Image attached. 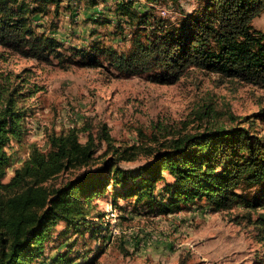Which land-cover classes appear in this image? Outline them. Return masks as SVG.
<instances>
[{
    "label": "trees",
    "instance_id": "obj_1",
    "mask_svg": "<svg viewBox=\"0 0 264 264\" xmlns=\"http://www.w3.org/2000/svg\"><path fill=\"white\" fill-rule=\"evenodd\" d=\"M65 1L71 0H0V48L40 63L56 60L64 68H107L120 78L144 76L163 85L197 69L264 90V32L252 27L253 19L264 12V0H200L197 9L175 23L154 17L147 9L140 11L136 0H113L112 13L124 22L121 26L136 27L130 49L117 53L94 46L91 51L73 49L70 55L56 38L37 33L33 25L35 16L58 17ZM151 2L157 0H147ZM26 83L20 73L0 66V264L70 263L59 254L46 257L54 229L60 222L73 230L89 227L90 202L108 185L113 201L132 198L135 208L156 215L174 214L202 201L213 212L236 205L260 209L252 224L264 245V134L251 130V125L209 126L178 133L156 149L138 147L148 160L132 170L119 162L134 160L136 147H113L105 125L98 137L115 156L89 169L96 138L88 133L82 143L78 132L70 129L49 134L46 151L29 145L27 159L4 182L6 148L23 142L26 101L37 91ZM254 116L264 120V109ZM69 172L71 177L55 182Z\"/></svg>",
    "mask_w": 264,
    "mask_h": 264
},
{
    "label": "rangeland",
    "instance_id": "obj_2",
    "mask_svg": "<svg viewBox=\"0 0 264 264\" xmlns=\"http://www.w3.org/2000/svg\"><path fill=\"white\" fill-rule=\"evenodd\" d=\"M199 1L135 3L140 11L147 9L154 17L175 23L197 9ZM67 3L62 4L58 17L35 16L36 32L56 38L67 55L73 49L91 51L94 46L109 47L117 53L130 49L136 27L121 26L124 22L112 13L113 0ZM96 6L101 10L88 11ZM252 27L264 32V12L253 19ZM0 66L20 73L27 79V87L37 89L26 101L29 112L24 120L27 134L23 142H11L6 148L9 165L4 182L27 159L29 145L46 151L49 134L70 129L78 132L82 143L88 133L96 138L97 149L89 169L115 156L114 149L98 137L102 125L113 147H136L134 160L119 162L130 170L148 160L138 147L156 149L178 133L242 124L264 134V120L254 116L264 109V90L197 69L189 70L174 84L163 85L144 76L120 78L107 68H64L56 60L40 63L1 48ZM72 174H62L55 182ZM166 181H171L168 175ZM113 195L108 185L104 193L93 198L89 227L73 230L60 222L46 246V257L62 255L71 261L65 264H264V245L252 224L260 209L244 210L236 205L230 211L213 212L202 201L174 214L156 215L135 208L132 198L116 197L113 201ZM92 229H96L93 235Z\"/></svg>",
    "mask_w": 264,
    "mask_h": 264
},
{
    "label": "crops",
    "instance_id": "obj_3",
    "mask_svg": "<svg viewBox=\"0 0 264 264\" xmlns=\"http://www.w3.org/2000/svg\"><path fill=\"white\" fill-rule=\"evenodd\" d=\"M95 10H98V11H100L101 9L100 8H98L97 6L96 7H93V8H91V9H89L88 11L89 12H94Z\"/></svg>",
    "mask_w": 264,
    "mask_h": 264
},
{
    "label": "built area",
    "instance_id": "obj_4",
    "mask_svg": "<svg viewBox=\"0 0 264 264\" xmlns=\"http://www.w3.org/2000/svg\"><path fill=\"white\" fill-rule=\"evenodd\" d=\"M120 0H116V2H119ZM163 14V13H162Z\"/></svg>",
    "mask_w": 264,
    "mask_h": 264
}]
</instances>
